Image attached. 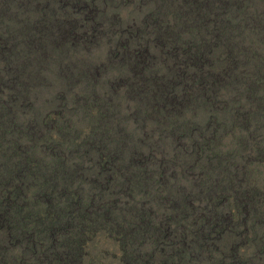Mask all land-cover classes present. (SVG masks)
I'll list each match as a JSON object with an SVG mask.
<instances>
[{"label":"trees","instance_id":"trees-1","mask_svg":"<svg viewBox=\"0 0 264 264\" xmlns=\"http://www.w3.org/2000/svg\"><path fill=\"white\" fill-rule=\"evenodd\" d=\"M12 1L0 0V258L11 254L13 263L30 259L38 264L72 262L82 256L83 236L90 223L100 221L95 226L109 228L110 223L122 234L125 247L133 244L130 252L124 248L126 264H257L264 242L252 253L240 244L257 236L252 232L257 224V185L247 183L244 163L264 152H257L256 145V152L239 153L236 161L235 154L213 149L220 129L216 116L204 121L188 116L199 99L208 106L215 100V107H227L228 92L225 98L220 88L234 74L243 54L233 41L236 25L231 21L245 12L238 9L242 0H176L184 13L179 20L152 11L138 26L124 28H119L118 21L110 28L98 20L91 23L87 15L95 6L93 0H37L31 17L24 12L32 5L30 0H19V5L24 3L23 15L14 25ZM260 14L263 19L250 14L249 26L264 37V13ZM7 16L11 22L5 20ZM184 28L194 35L189 32L184 38ZM204 28L214 30H208L213 36L202 35ZM102 32H107L112 43L109 56L113 62L108 65L119 60L127 65L106 79L107 86L99 77L91 87L88 81L78 80L84 78L86 64L66 55L65 45ZM221 39L225 44L213 56L209 51H215ZM55 49L66 60L65 64L56 62L57 66L65 68L69 78L83 82L79 90L93 98L97 107L102 104L103 129L92 131L75 145L64 135L75 133L74 125L62 122L49 132L41 126L33 130V119L24 110L32 104L29 87L40 82L39 72ZM257 50L251 51L257 62L237 71L236 90L231 91L238 100L232 119L246 131L236 144L249 149L257 142V121L251 123L252 115L264 110V88L260 87L264 85V57ZM89 67L101 76L108 66ZM102 88H106L102 93L95 90ZM120 88L133 99L127 113L132 115L133 128L124 123L120 103L108 92ZM159 117L171 126L167 130L172 138L170 155L160 150L157 154L156 144L148 149L151 152L136 151L134 142L150 129L147 120ZM153 126L158 124L153 122ZM259 126L264 128V123ZM182 155L185 160L180 159ZM179 160L189 168L197 165L193 173L199 185L164 191L157 219L152 215L156 201H148L149 206L144 205L147 200L121 201L126 190L134 196V188L137 192L148 188L144 185L167 183ZM226 235L232 236L228 244L223 242ZM147 241L148 249L137 250Z\"/></svg>","mask_w":264,"mask_h":264},{"label":"rangeland","instance_id":"rangeland-1","mask_svg":"<svg viewBox=\"0 0 264 264\" xmlns=\"http://www.w3.org/2000/svg\"><path fill=\"white\" fill-rule=\"evenodd\" d=\"M16 1L17 0H13L12 5L10 6V8H13L12 12L16 13V15L13 14V19L16 18L14 20V25H17V21H20V19L22 18L23 5L21 4H24L22 2L19 5V0L17 2ZM32 1L34 2L35 0H30V3H32V5L29 7V10H24V12L26 13L30 12V17L33 14V8L37 0L34 3ZM93 1L95 6L93 7L92 12L88 13L87 19L90 18L89 20L91 23L98 20L97 22L105 25L104 28H110L114 26L115 24H117V21L119 28H124L126 27V25L130 24H134L133 27L138 26V24H141L143 22V18L152 11L162 12L167 16V19L172 16L171 21L175 20L176 18L179 20L178 17L184 14L181 13L182 9L180 5L177 4L176 0ZM240 8L243 9V11L248 12V14L242 12L241 16H232L231 21L234 20V24L236 25L232 37L234 38L233 41L238 43L237 49L240 48V52L243 54L241 55L240 60L237 63L234 74L231 75V77H229L226 81L221 82L222 85L220 84L222 86L220 88V93H222L225 98H227V92L229 95V98L226 101L227 107H215V103H217L215 100H211L215 102L211 105L213 107H211L208 106L207 102L199 99L196 101V104L193 106L192 110L188 112L189 118L194 120L200 119L201 121H204L208 116L217 117V120L220 121V129L216 137V141L218 143L213 149L227 151L229 153L235 154L236 161L240 160V155H238L239 153H243V155H251L256 152V150H254L256 145L257 152L259 151V149L263 150L264 152V128L263 126H259L260 124L264 123V120H262L264 119V110L255 112L252 115L255 120H252L251 123L257 121L258 128L257 142H255L256 144L252 143L254 147L251 149H249L250 147L241 148L236 144L237 138L241 135H244L246 131L244 132V130L240 128L242 126H240V124L237 125V122L232 119L233 109L237 104L236 101H238L236 95L237 93L235 92V95L231 93V91H233L234 93V91L236 90V84L233 80L236 77L237 71L241 67L245 66L247 68H252L254 66V62H257L256 58L254 57L255 54L251 53L252 50L259 47V50H257V52L264 57V37L259 36L258 34L256 35L252 28L249 26L252 23L250 14H253V16L257 15L259 19H263V15L260 13H264V0H242L238 6V9ZM6 19L7 21L11 22L10 16H7L5 20ZM207 26L211 28L212 24H207ZM196 28L198 29V26L194 27V29ZM210 28H204L201 34L205 37L209 35L213 36L212 33L208 32V30H211ZM182 30L184 33V38L189 37V32L190 34L194 35V31L192 30L188 31L187 28H184ZM195 33H198V31ZM109 37L110 36H108L107 32H102L98 35L87 37V39H80L76 41V44L70 43L71 45H65L67 49V53H65L66 55L76 60L77 62H79V60L81 59L83 60L84 64H86L87 67H85L83 71L85 75L84 78H69L71 74H69L68 71H65V68L63 70L57 66L56 62L61 64L66 63L65 57L62 55L63 52L61 50L55 49L57 52H54L52 56L50 55L48 58H46L44 69L42 70V72H39L42 79L40 80V82L35 81V83H33V85H31L28 90V95L30 96L32 104L29 107L24 108V110L28 112L27 116H30L29 118L33 119L32 124H34L35 126L33 130L39 129L37 127L41 126L40 128L45 129V131L48 130L47 132H49L50 128L51 130H55L56 126L58 127L59 125L63 124L62 122H65L69 126L74 125L77 128L75 132L76 134H68L64 131L63 132L64 135L70 137L72 145H75L77 141L80 142V140L86 139L89 133H91L92 131H99L100 128L103 129L101 127L102 119L99 113L100 109L102 108V104L97 107L93 98L88 97V94L82 93V90L79 89H82L81 83L83 82H77V79L84 80L86 82L88 81L89 85L92 87L96 82V78L100 77V82L104 87L107 86L105 85V83H107L106 79L108 80L110 77L117 74L120 69H124V67L126 68L127 62L125 60L114 61V64H112L111 66L108 65V63L113 62V60L109 56V48L112 44ZM219 43L221 44H219V49L216 48L215 51H209L211 54H213V56H217L222 50V45L225 44L223 39H221V42ZM257 52L256 54L259 55ZM98 63L102 67V69H106V66L109 67H107V70L103 72L101 76H98L99 73L96 74V72H94V70L89 67L92 65L96 66ZM214 64H216V62H214ZM260 87L264 88V85ZM260 87L258 86V89ZM237 88L239 91L241 90L240 84H238ZM105 89L106 88L95 90L101 91L102 93ZM120 89L116 93H111V89L108 90V92L109 95L113 96L115 102L120 103L119 111L122 112V119L124 116V123L128 125V128H133L134 122L132 121V115L127 114L132 110L131 107L129 108V105H133V99L123 93L124 88ZM72 94L75 97H72ZM78 98H80V101H77ZM216 100L219 101L220 98L216 97ZM58 116L60 117L61 121H59ZM44 118H46V120H43ZM153 122L158 124V126H153ZM146 125L150 128L149 131H147L146 133V131L144 130L145 133L143 131L142 134L143 139L136 140L137 143L134 142L133 144L136 151H144L145 153L151 152L148 149L152 144H156L157 148L155 151L157 154H159L158 150H160V154L165 153L166 155H170L172 147H170L168 142H172V138L169 136L167 130L171 126H169L165 121L161 120L160 117L147 120ZM47 132L44 133V138H46V135L48 136ZM26 135L29 136V133L26 132ZM38 136L39 134L34 138H38ZM160 138L166 140L161 145L155 142ZM133 146L131 147V149L134 148ZM153 147L155 146L153 145ZM259 154L260 155H257L256 158L249 159V161L244 163V169L247 171V183L249 185H251L252 183H255L257 185V201H254L255 205H257V224L253 226L254 230L252 231L256 232L257 236H254L252 238L249 237L251 238L250 241L240 243L241 246L244 247L246 252L251 253L258 250L260 243L262 244L264 242V221H262L264 218V155L262 152ZM185 157V155H182L180 159L185 160ZM181 160H179L177 165L174 166L172 174L168 176L167 183H163L160 181V184L156 183L157 185H144L145 187H150V189L147 188L144 190H137V192H135L134 188V196H131V192L129 193V190H126L123 195L124 197L121 198V201H126V199L136 201L138 199V201H143L144 203V200H147L144 203V205L147 206H149L148 201H156L155 207H153L155 209L153 212L154 214L152 215L157 219V215L161 212V205L163 204L159 202V197L163 195L164 191L170 189V191L172 192L178 189L175 187L181 185L188 186L190 185V183L194 189H196L199 185L197 184L196 174L193 173L194 170H197V165L189 168L181 164ZM113 177L116 178L117 176ZM193 179H195V183L192 184L191 180ZM157 186L158 190L154 188ZM163 188L165 189L163 190ZM153 192L155 196H153ZM230 203H232V201H230ZM254 203L252 201L251 204L254 205ZM99 222H91L89 225L90 229H87L86 232H84V246L81 248V258L74 259L72 260V262H65L63 260L62 264H126L124 261V257L127 256V252L124 251V248L128 249V251L130 252V250L132 251L133 244H130L129 248L127 246L125 247V241L122 237V234L114 231L112 224H108L109 228H101V225L99 224L95 226L94 223ZM231 238L232 236L226 235L223 239V242L228 244ZM149 246L150 241H147L145 242L144 246H141L140 248L137 247V250L142 251L145 247L148 249ZM21 252L22 251L19 249L18 253ZM73 252L75 251L73 250ZM9 253L10 252H8V254ZM23 253V256L27 257L28 251L24 250ZM3 256L4 255H2V258H0V264H9L11 262L13 263V260H10L11 254L9 257L7 254L5 258ZM33 260L31 261L30 259L25 261L24 263L16 261L13 264H38L36 260ZM59 263L61 262H52V264ZM257 264H264V249L259 252Z\"/></svg>","mask_w":264,"mask_h":264}]
</instances>
